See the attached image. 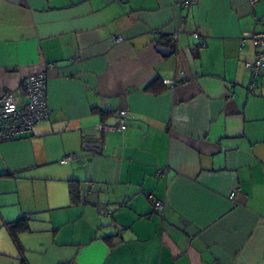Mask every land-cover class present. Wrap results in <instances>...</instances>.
<instances>
[{
	"label": "crops",
	"instance_id": "crops-1",
	"mask_svg": "<svg viewBox=\"0 0 264 264\" xmlns=\"http://www.w3.org/2000/svg\"><path fill=\"white\" fill-rule=\"evenodd\" d=\"M182 1L0 0V95L57 66L53 115L0 141V264H264V72L248 91L241 45L264 0ZM121 109L128 127L102 131Z\"/></svg>",
	"mask_w": 264,
	"mask_h": 264
},
{
	"label": "built area",
	"instance_id": "built-area-1",
	"mask_svg": "<svg viewBox=\"0 0 264 264\" xmlns=\"http://www.w3.org/2000/svg\"><path fill=\"white\" fill-rule=\"evenodd\" d=\"M259 0H247L250 7H254ZM197 0H183L181 4L188 8L191 4L196 3ZM255 24L260 25L258 31L244 32L241 37V45L244 44L245 39H249L254 46V58L250 62H245V68L250 72V82L248 84V91L254 92L257 77L264 72V18L253 15ZM190 35L195 40L197 47H204L205 41L203 35L197 30H191ZM114 42L123 40L119 34L112 35ZM170 41L177 39V34L172 33L169 36ZM57 68L54 62L47 63L44 69L28 74L21 79L15 89L7 90L0 95V141L13 140L20 138L23 135L30 133L34 126L41 122L48 120L53 115V111L47 105V78L50 71H55ZM164 84H172L173 80H163ZM233 93L229 92L227 99H231ZM127 111L121 109L117 113V122L114 124L101 125L102 131H123L128 127ZM76 154L71 153L61 159V163L69 159H75ZM162 173V170H158ZM238 188L231 191L228 195L229 199H233ZM152 205L153 212L163 216L164 201L155 198L152 194L146 195ZM100 210V213H104ZM111 214V210L106 211Z\"/></svg>",
	"mask_w": 264,
	"mask_h": 264
},
{
	"label": "trees",
	"instance_id": "trees-1",
	"mask_svg": "<svg viewBox=\"0 0 264 264\" xmlns=\"http://www.w3.org/2000/svg\"><path fill=\"white\" fill-rule=\"evenodd\" d=\"M194 30V29H193ZM204 37V36H203ZM193 38V37H192ZM194 39V38H193ZM195 41V40H194ZM204 41H205V37H204ZM194 46L196 47V48H202V47H197L196 45H195V42H194ZM205 46H206V41H205ZM204 46V47H205ZM100 112V114H103V113H105L104 111H102V110H100L99 111ZM69 155V154H68ZM68 155H65V156H63L62 158H64V157H66V156H68ZM61 158V159H62ZM61 159H60V163H61ZM70 160V159H69ZM68 161V160H67ZM66 161V162H67ZM66 162H64V163H66ZM81 181H79V180H75V179H70V180H68V187H69V194H70V199H71V201H72V203H75L76 201H78V196L79 195H81L80 194V190H81ZM153 195V194H152ZM155 197V196H154ZM156 198V197H155ZM148 199V198H147ZM151 204V203H150ZM25 216H23L22 218H20V219H18V220H16V221H13V222H11V223H9L8 225V227H9V229H10V232H11V235H12V238H16V233L18 232V231H20V230H23V229H26L27 228V226H26V224H25Z\"/></svg>",
	"mask_w": 264,
	"mask_h": 264
},
{
	"label": "water",
	"instance_id": "water-1",
	"mask_svg": "<svg viewBox=\"0 0 264 264\" xmlns=\"http://www.w3.org/2000/svg\"><path fill=\"white\" fill-rule=\"evenodd\" d=\"M157 50L163 55V56H169L172 54V49L170 47H163V46H157ZM93 144L86 143L83 146V150L88 152H96L99 153L101 150V145L99 143H95V138H92ZM85 162V159L83 160Z\"/></svg>",
	"mask_w": 264,
	"mask_h": 264
}]
</instances>
